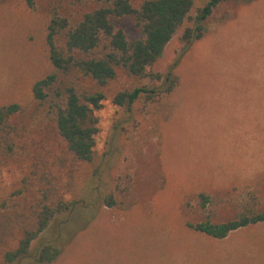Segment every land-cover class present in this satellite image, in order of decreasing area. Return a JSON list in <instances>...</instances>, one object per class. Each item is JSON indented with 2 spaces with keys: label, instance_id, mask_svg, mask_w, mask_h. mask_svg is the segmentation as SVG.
<instances>
[{
  "label": "rangeland",
  "instance_id": "1",
  "mask_svg": "<svg viewBox=\"0 0 264 264\" xmlns=\"http://www.w3.org/2000/svg\"><path fill=\"white\" fill-rule=\"evenodd\" d=\"M143 1L131 0L136 7ZM95 7L91 1L35 0L32 9L25 0H0V104L21 106L10 127H0V139L15 143L8 157L0 152V200H6L0 264H264V222L223 239L187 225L231 219L253 198L264 209V0L222 4L207 35L173 68L184 47L179 29L151 69L159 80L120 70L102 86L75 70L59 74L58 87L105 96L94 109L97 165L73 155L32 94L34 81L48 70V15L57 10L74 22ZM120 26L130 39L139 35L131 18ZM170 70L179 76L172 93L131 109L114 102L126 89H165ZM120 176L133 190V204L124 210L104 203ZM49 185V194L56 190L73 201L71 209L33 241L27 258L5 263V250L23 237L28 214ZM201 193L210 201L203 203Z\"/></svg>",
  "mask_w": 264,
  "mask_h": 264
},
{
  "label": "trees",
  "instance_id": "2",
  "mask_svg": "<svg viewBox=\"0 0 264 264\" xmlns=\"http://www.w3.org/2000/svg\"><path fill=\"white\" fill-rule=\"evenodd\" d=\"M97 4L85 12L78 20L71 21L67 16L54 10L46 19V55L48 70L32 85L35 99L44 104L60 136L65 140L73 155L84 162L98 164L100 156L96 152V135L99 131L98 118L94 109L101 107L105 96L102 92H78L76 86H56L59 74L75 70L83 76L106 85L123 70L138 79H161V74L151 69L164 54L165 48L179 29L183 28L181 40L183 51L173 64L177 67L196 40L204 38L208 31V21L222 4L232 2L246 6L256 0H144L136 7L131 0H78ZM28 7L35 8V0H25ZM196 7V14L192 11ZM131 18L139 35L129 38L120 23ZM165 89L135 87L119 91L114 102L132 108L135 102L147 104L166 91L172 93L179 84V76L170 70L165 75ZM17 102L0 104V127L8 129L9 121L20 110ZM165 120L163 115L159 120ZM161 120V121H162ZM160 123V121H159ZM13 129V127H12ZM15 151V143L3 137L0 139V152L8 157ZM124 181V183H123ZM126 181V182H125ZM104 198L110 207L124 210L133 204L131 181L120 176ZM53 186L41 188L37 207L28 214L31 221L25 228L23 237L16 246L5 250V263L21 261L29 256L33 241L43 233L53 219L71 209L69 202L59 196ZM202 202L210 201L201 193ZM6 200H0V208ZM264 222V209L257 198L241 204L237 215L225 221L207 218L198 222H188L189 228L207 236L223 239L243 227ZM47 247L44 249L46 252Z\"/></svg>",
  "mask_w": 264,
  "mask_h": 264
}]
</instances>
